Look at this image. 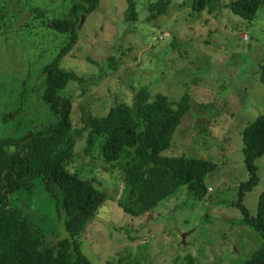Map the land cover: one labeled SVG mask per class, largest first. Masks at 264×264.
<instances>
[{"label": "rangeland", "instance_id": "374dc122", "mask_svg": "<svg viewBox=\"0 0 264 264\" xmlns=\"http://www.w3.org/2000/svg\"><path fill=\"white\" fill-rule=\"evenodd\" d=\"M79 1L0 0V136L11 134L17 120L22 132L55 120L41 99L44 69L57 59L65 35L47 23L70 17ZM134 1L136 19L127 21L128 0H99L81 15L76 43L59 59L62 69L84 77L61 90L71 100L73 126L106 114L117 101L131 104L141 86L171 99L188 93L189 110L161 155L207 158L217 167L205 178V198L181 186L149 212L128 214L118 204L126 194L123 172L97 149L86 151L84 132L69 168L108 199L81 232L82 251L92 264H182L188 254L197 264H244L261 236L240 222L233 202L248 176L241 130L264 114V3L249 21L224 7L198 13L191 0H170L164 14L149 20L148 5L157 0ZM12 111L18 118L4 125ZM255 164L259 180L243 197L252 214L264 189V154ZM42 194L26 210L53 243L67 236L63 214Z\"/></svg>", "mask_w": 264, "mask_h": 264}, {"label": "trees", "instance_id": "16d2710c", "mask_svg": "<svg viewBox=\"0 0 264 264\" xmlns=\"http://www.w3.org/2000/svg\"><path fill=\"white\" fill-rule=\"evenodd\" d=\"M98 1L76 2L69 10L70 17L52 18L47 23L48 28L65 35L57 59L44 69L41 99L55 120L24 132L17 120L13 122L16 129L9 136H0V264H92L82 251L80 236L108 194L92 179H83L69 168L76 138L84 132L86 151L97 149L105 162L115 163L123 172L126 194L118 204L128 214L149 212L181 186L198 199L209 192L205 178L215 170L216 162L202 157L161 155L189 110L188 93L171 99L160 92L151 96L148 87L141 86L134 91L131 104L117 101L106 114L90 117L81 128L73 126L71 100L62 96L61 90L84 77L62 69L59 59L76 43L81 15L94 10ZM262 3L264 0H230L223 4L219 0H191L190 7L210 14L224 7L250 21ZM169 4L170 0L150 3L149 20L164 14ZM135 5L134 0H128L127 21L136 19ZM14 113H6L2 123L16 120ZM241 139L248 176L239 182L233 205L240 212V222L261 236V244L244 264H264V189L255 214L243 202L245 193L259 180L255 161L264 154V114L246 124ZM39 190L54 205L58 217L63 214L67 236L53 243L44 241L33 216L26 210L30 198ZM183 259L182 264H197L189 254Z\"/></svg>", "mask_w": 264, "mask_h": 264}, {"label": "flooded vegetation", "instance_id": "af4514ba", "mask_svg": "<svg viewBox=\"0 0 264 264\" xmlns=\"http://www.w3.org/2000/svg\"><path fill=\"white\" fill-rule=\"evenodd\" d=\"M10 135V133H8L6 136H9ZM2 137H5V136H2Z\"/></svg>", "mask_w": 264, "mask_h": 264}, {"label": "water", "instance_id": "95a60500", "mask_svg": "<svg viewBox=\"0 0 264 264\" xmlns=\"http://www.w3.org/2000/svg\"><path fill=\"white\" fill-rule=\"evenodd\" d=\"M184 238V235H182V239Z\"/></svg>", "mask_w": 264, "mask_h": 264}]
</instances>
